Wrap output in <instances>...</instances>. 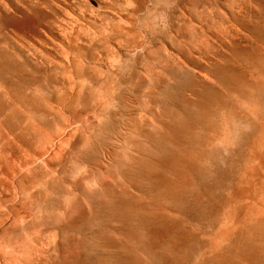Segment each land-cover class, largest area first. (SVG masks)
Returning <instances> with one entry per match:
<instances>
[{
  "label": "rangeland",
  "instance_id": "obj_1",
  "mask_svg": "<svg viewBox=\"0 0 264 264\" xmlns=\"http://www.w3.org/2000/svg\"><path fill=\"white\" fill-rule=\"evenodd\" d=\"M0 264H264V0H0Z\"/></svg>",
  "mask_w": 264,
  "mask_h": 264
},
{
  "label": "bare ground",
  "instance_id": "obj_2",
  "mask_svg": "<svg viewBox=\"0 0 264 264\" xmlns=\"http://www.w3.org/2000/svg\"><path fill=\"white\" fill-rule=\"evenodd\" d=\"M195 7H199L202 6V4L200 2H195L194 3ZM200 17V14H198V18Z\"/></svg>",
  "mask_w": 264,
  "mask_h": 264
}]
</instances>
